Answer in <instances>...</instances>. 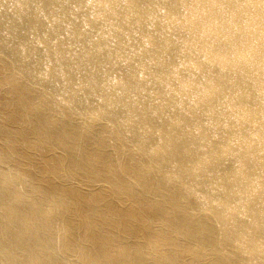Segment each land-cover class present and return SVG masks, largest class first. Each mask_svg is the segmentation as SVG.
I'll return each instance as SVG.
<instances>
[{"label": "bare ground", "instance_id": "6f19581e", "mask_svg": "<svg viewBox=\"0 0 264 264\" xmlns=\"http://www.w3.org/2000/svg\"><path fill=\"white\" fill-rule=\"evenodd\" d=\"M0 264H264V0H0Z\"/></svg>", "mask_w": 264, "mask_h": 264}]
</instances>
